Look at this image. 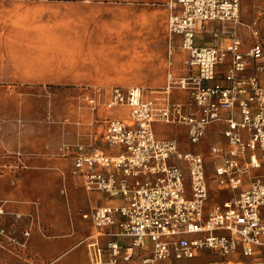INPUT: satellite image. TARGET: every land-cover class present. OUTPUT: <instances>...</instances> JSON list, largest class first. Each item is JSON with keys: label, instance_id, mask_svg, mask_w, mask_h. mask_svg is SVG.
I'll list each match as a JSON object with an SVG mask.
<instances>
[{"label": "built area", "instance_id": "built-area-1", "mask_svg": "<svg viewBox=\"0 0 264 264\" xmlns=\"http://www.w3.org/2000/svg\"><path fill=\"white\" fill-rule=\"evenodd\" d=\"M166 4L165 86L113 85L85 96L112 150L80 145L72 156L70 174L110 201L82 214L96 230L91 264H188L205 251L217 258L201 264H231L235 253L243 257L236 264H264V42L250 26L257 40L241 50V0ZM210 21L227 28V44L199 42V26ZM177 35L186 52L181 73ZM174 91L185 98L174 99ZM156 122L185 125L187 144L198 146L218 123L226 145L212 143L207 154L182 148L178 138L158 137ZM213 187L228 194L217 199ZM103 234L111 237L105 244Z\"/></svg>", "mask_w": 264, "mask_h": 264}, {"label": "rangeland", "instance_id": "rangeland-1", "mask_svg": "<svg viewBox=\"0 0 264 264\" xmlns=\"http://www.w3.org/2000/svg\"><path fill=\"white\" fill-rule=\"evenodd\" d=\"M111 2L104 0L105 5ZM165 2L133 0L135 7L128 10L129 16L146 10L151 24L125 40L103 36L88 18L91 8L84 0H49L60 8V18L74 21L69 27L76 28L83 46H91L99 57L94 63L78 65L74 75L46 69H56L61 59H77L75 51L58 46L41 48L26 42L19 29L0 28V63L4 66L0 71V208L4 210L0 225L5 230L0 234V259L6 264H91L92 239L87 238L91 228L80 205H72L74 198L80 201L82 195L80 190H72L68 181L72 156L79 146L87 149L101 139L97 115L85 96L97 88L104 95L113 85L163 84ZM0 7H8V0H0ZM100 19L111 20L112 16L105 13ZM117 57L122 58L119 75L109 66ZM26 71L31 73L27 78L23 75ZM156 127L176 131L182 148L200 147L205 154L212 143L226 145L218 123L211 125L200 146L187 144L185 125L158 123ZM24 203L31 204V211L20 207L12 213L14 206ZM29 228L31 235L27 236Z\"/></svg>", "mask_w": 264, "mask_h": 264}, {"label": "clouds", "instance_id": "clouds-1", "mask_svg": "<svg viewBox=\"0 0 264 264\" xmlns=\"http://www.w3.org/2000/svg\"><path fill=\"white\" fill-rule=\"evenodd\" d=\"M84 4L91 8L88 18L106 37L119 36L127 40L129 35L138 29H147L151 24V14L146 10L135 13L133 17L129 16L128 10L135 7L133 0H124L123 3L112 0L110 5H105L104 0H84ZM105 13L111 14L112 19H100ZM60 17V8L50 4L49 0H8V7H0V28L10 26L19 29V34L26 42L41 48L58 46L75 51L78 54L77 59H61L57 62L56 69H46H58L66 75H74L79 71L78 65L94 63L99 57L93 53L91 46L87 49L83 46L76 28L69 27L74 21ZM2 34L0 31V35ZM121 62L122 58L117 57L109 65L117 75ZM3 67L0 63V71H3ZM33 70L38 69L33 66ZM124 70H127L126 62ZM23 75L27 78L31 73L26 71Z\"/></svg>", "mask_w": 264, "mask_h": 264}, {"label": "crops", "instance_id": "crops-1", "mask_svg": "<svg viewBox=\"0 0 264 264\" xmlns=\"http://www.w3.org/2000/svg\"><path fill=\"white\" fill-rule=\"evenodd\" d=\"M168 2V0H166ZM165 2V8L167 11V17H166V76H165V81L163 82L162 85L156 86V87H149L152 89L155 88H161L164 87L166 84L167 80V57H168V48H169V33H168V16H169V8L167 7V4ZM240 17L242 19V24L238 27V34L240 38L242 39V45H241V50L242 51H247L257 40L256 36L252 33L251 27L254 26L256 29L259 30V37L261 40L264 42V0H241V8H240ZM198 38L199 42L202 44H210V45H225L229 42L230 40V34L227 32V28L223 26L221 23L217 21H210L207 22L204 26H199L198 29ZM173 44L175 46V53H174V69L175 72L181 73L184 71V60L186 58V52L180 47V36H175L173 39ZM224 66H221L220 68L223 69ZM264 76V73L262 74ZM136 85V84H133ZM146 87V86H145ZM173 98L174 99H184L185 95L184 92L182 91H174L173 93ZM102 113V112H101ZM158 123H163V122H156L154 124V128L156 131V134L158 137L161 138H178V134L176 131H162L159 130L156 125ZM183 125V124H182ZM186 127V126H185ZM187 130V128H186ZM90 146L87 148L89 150H94V149H102L106 151L107 153L112 152L103 142L100 140L98 144L93 145V143L89 144ZM83 146V145H82ZM65 181V180H64ZM69 185L71 186V189H78L80 190V194L82 195L80 197V201L77 200V198H74V202H72V205L76 206V203L80 205V210L82 214L84 212L89 211L92 207L101 205V204H106L109 203L110 201L105 198V196L101 193L98 192H92L88 193L85 191L82 183L77 178H74L72 175H70V178H68ZM68 185V184H67ZM66 185V186H67ZM66 188V187H65ZM66 190V189H65ZM64 189L62 191H65ZM71 193V190H70ZM213 196H215L217 199H221L224 197L226 194H228L226 191L220 192L216 188L213 187ZM72 194V193H71ZM12 209V213L19 211L22 207L23 211L25 210L26 212L31 211V204L24 203L22 205L17 206V208ZM20 208V209H19ZM86 223L90 226L91 231L90 234L88 235L87 238H91L92 235L95 234L96 230L94 226L92 225L90 220L84 219ZM40 226V225H39ZM38 226V227H39ZM18 229V227H17ZM15 238L19 237L14 235ZM15 238H12L13 241ZM30 237H28L29 239ZM100 240L103 242L104 240H108L111 238L107 234H103L100 237ZM18 239V238H17ZM217 258V255L210 251H205L199 254L197 257L193 258L195 261H188V264H201L206 261H213ZM229 261L231 264H236L238 263V260H242L243 257L240 253H235L231 254L228 256Z\"/></svg>", "mask_w": 264, "mask_h": 264}]
</instances>
